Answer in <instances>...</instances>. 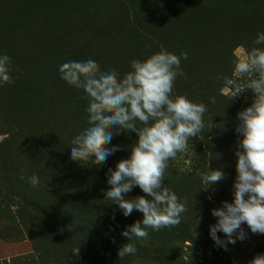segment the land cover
Returning <instances> with one entry per match:
<instances>
[{
    "label": "trees",
    "instance_id": "16d2710c",
    "mask_svg": "<svg viewBox=\"0 0 264 264\" xmlns=\"http://www.w3.org/2000/svg\"><path fill=\"white\" fill-rule=\"evenodd\" d=\"M258 32H264V0H0V53L10 56L13 77L51 92L54 108L69 111L73 103L80 111L79 95L86 99L82 90L60 79L58 66L63 62L92 58L101 70L112 67L123 75L131 59H143L163 46L177 55L188 52V59L181 60L185 75L177 78L174 92L208 109L204 130L189 139L186 153L168 162L162 181L186 202L181 223L149 229L147 239L134 241L136 255L120 261L117 252L126 242L121 230L141 220L142 213L124 217L104 193L108 169L129 156L136 133L114 134L111 143L120 150L99 165L81 166L62 154L51 162L45 151L32 150L31 133L21 115L1 110L9 95L8 87H2L0 237L22 236L32 246L29 255L8 264H235L237 255L240 264H246L244 258L264 254V234L251 233L246 224V238L226 250L209 237V226L216 222L210 210L233 198L240 139L237 114L255 98L245 88L246 93L228 99L237 85L247 83L234 76V51L252 47ZM65 86L76 92L75 99L68 98ZM210 97L216 103H210ZM86 126L83 120L69 131L73 136ZM19 157L24 159L18 163ZM208 162L212 169L221 168L225 178L203 188L198 173L208 171ZM33 174L40 181L36 187L27 179ZM138 195H144L139 187L127 194ZM77 241L78 255L70 249ZM184 247L191 252L188 261L180 255Z\"/></svg>",
    "mask_w": 264,
    "mask_h": 264
},
{
    "label": "clouds",
    "instance_id": "9594fccd",
    "mask_svg": "<svg viewBox=\"0 0 264 264\" xmlns=\"http://www.w3.org/2000/svg\"><path fill=\"white\" fill-rule=\"evenodd\" d=\"M252 44L244 59L232 62L235 78L247 79V83L243 87L237 85L228 99L245 88H250L255 97L250 106L237 114L239 123L235 130L240 139L235 152L233 198L210 210L216 222L209 226V237L225 250L227 245L246 238L244 224L251 233L264 234V32H258ZM182 59H188L187 51L177 55L161 46L143 59H131L130 70L123 75L112 67L101 70L92 58L67 60L58 66L60 79L82 90L87 99V126L71 139L70 160L81 166L99 165L120 150L119 145L111 143L114 134L132 131L137 135L129 156L119 160L114 169H108L109 187L104 193L124 217L133 211L142 213L141 220L121 230L126 242L117 252L120 261L136 255L134 241L147 239L149 229L177 226L187 211L186 202L162 181L168 162L178 153H186L189 139L204 130L208 109L203 102L174 92L177 78L185 75ZM12 72L10 56L0 53V87L14 82ZM209 102L216 103V98L210 97ZM198 175L203 188L225 178L224 171L212 169L209 162L208 171ZM27 179L33 187L40 183L35 174ZM134 187H139L144 195L129 198L127 194ZM77 243L70 249L78 255ZM250 264H264V254L256 255Z\"/></svg>",
    "mask_w": 264,
    "mask_h": 264
},
{
    "label": "rangeland",
    "instance_id": "374dc122",
    "mask_svg": "<svg viewBox=\"0 0 264 264\" xmlns=\"http://www.w3.org/2000/svg\"><path fill=\"white\" fill-rule=\"evenodd\" d=\"M234 53L236 60H242L247 55V50L243 46H238ZM13 81L11 84L4 85L8 87L9 95L1 110L7 114L17 113L21 115L23 125L31 133L33 151H45L46 160L51 162H54L61 154L68 162L71 161L69 158L70 141L74 135L72 136L69 130L76 123L83 120L86 121L87 113L85 112V108L87 106V99L79 95L78 103L81 107L80 111H76L73 103L70 104L69 111H62L59 108H54L53 95L49 91H43L40 85L30 87V83L21 76H14ZM65 92L68 94L69 99H75L77 97L76 92L71 91L66 86ZM224 92L229 93L230 89L225 87ZM242 92L244 90L238 94H243ZM35 97L39 98L29 101ZM32 102H35V107H32ZM29 104L31 107H29ZM1 138L2 135H0V140ZM22 159L24 158L19 157L18 163ZM186 244L189 245L190 243L187 241ZM31 250V242L27 238L20 236L14 240H6L0 237V261L4 262V264H8V261L14 257L29 255ZM190 253V249L184 247L180 255L188 261ZM236 259L235 264H240L241 257L237 255ZM244 259L246 264H250L252 261L248 258ZM144 262L142 261L141 264H157L155 262Z\"/></svg>",
    "mask_w": 264,
    "mask_h": 264
}]
</instances>
